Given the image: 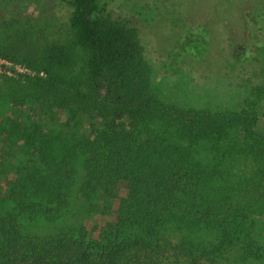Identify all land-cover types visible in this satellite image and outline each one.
Listing matches in <instances>:
<instances>
[{"label": "trees", "instance_id": "16d2710c", "mask_svg": "<svg viewBox=\"0 0 264 264\" xmlns=\"http://www.w3.org/2000/svg\"><path fill=\"white\" fill-rule=\"evenodd\" d=\"M169 1L167 56L227 75L263 68L264 0ZM106 2L67 0L66 28L34 50L0 44V57L32 73L0 76L13 88L8 96L65 114L71 129L49 130L31 110L0 123V264L262 259L264 68L247 79L239 109L166 104L153 91L136 15L115 19ZM81 159L90 211L105 220L100 233L85 225L31 231L65 217ZM239 159L247 172L235 173Z\"/></svg>", "mask_w": 264, "mask_h": 264}, {"label": "rangeland", "instance_id": "374dc122", "mask_svg": "<svg viewBox=\"0 0 264 264\" xmlns=\"http://www.w3.org/2000/svg\"><path fill=\"white\" fill-rule=\"evenodd\" d=\"M103 1H107V11L115 19L126 20L136 15L134 26L139 30L144 58L151 69L153 91L166 104L185 109L213 111L239 109L249 89L247 79L251 78L257 70L264 68L262 63L263 68L255 65L254 73L251 69H238L234 73L229 71L231 74L227 75V73L206 70L188 55L180 59L167 56L164 48L170 41L173 42V35L163 30L165 27L163 23L167 18V16L164 18V13L171 6L169 0ZM190 10L194 11V4ZM69 11L67 0H0V44L12 43L20 50L30 51L39 45L38 42L58 39L68 24ZM139 12L142 14H138ZM174 52L178 54L176 50ZM12 90L13 88L8 87L0 78L1 124L6 122L10 111L17 110L24 113L31 110L32 118L42 120L47 129L70 133L71 129L66 125L65 114H56L46 108H35L32 100L25 96L15 101L13 96H8L10 92L13 93ZM78 124H80L77 127H80L79 133L84 134L85 129L82 125L86 122L79 121ZM259 127L264 131L263 110L260 112ZM75 166L70 206L65 217L52 225L44 222H39L36 226L30 225L31 231L44 234L64 225H85L96 235L100 233L105 220L90 211L89 199L83 191L86 174L82 159ZM250 166L246 159H239L234 166L235 173H245ZM163 264L191 263L190 258L178 259L172 256L170 259L164 258ZM198 264L209 263L202 260ZM224 264H238L235 254H229ZM249 264H264V257L253 260Z\"/></svg>", "mask_w": 264, "mask_h": 264}, {"label": "built area", "instance_id": "2783aa9c", "mask_svg": "<svg viewBox=\"0 0 264 264\" xmlns=\"http://www.w3.org/2000/svg\"><path fill=\"white\" fill-rule=\"evenodd\" d=\"M32 74L26 67L0 57V76L17 78L20 75Z\"/></svg>", "mask_w": 264, "mask_h": 264}]
</instances>
